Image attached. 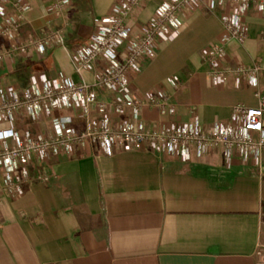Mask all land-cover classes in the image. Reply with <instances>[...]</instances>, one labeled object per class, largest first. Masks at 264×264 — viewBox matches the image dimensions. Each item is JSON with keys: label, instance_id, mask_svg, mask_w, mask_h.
I'll list each match as a JSON object with an SVG mask.
<instances>
[{"label": "crops", "instance_id": "crops-1", "mask_svg": "<svg viewBox=\"0 0 264 264\" xmlns=\"http://www.w3.org/2000/svg\"><path fill=\"white\" fill-rule=\"evenodd\" d=\"M22 1L30 4L25 36L60 27L64 42L45 55L32 51L5 60L0 90L60 74L94 83L93 71H77L75 48L90 41L96 20L111 14L116 0H72L62 17L47 13L50 0ZM160 1L143 2L134 21L152 18ZM227 11L228 5L214 11L200 6L184 14L182 31L132 77L143 100L140 123L156 128L198 120L211 130L230 119L236 104L259 103L264 74L253 84L232 71L264 58V13L257 6L246 16L247 39L232 40L221 63L230 71L219 81L212 78L205 48L224 33L221 18ZM5 45L0 36V49ZM173 77L182 83L178 90ZM161 93L171 95L169 109L157 105ZM100 95L113 96L105 90ZM53 115H72L76 128L84 127L75 109L37 120L22 113L15 126L21 133L37 132L51 125ZM30 169L33 175L46 172L49 180L32 181L20 195L0 194V264H258L264 246V166L230 161L223 146L202 154L193 147L185 154L147 145L105 155L87 143L70 155L35 160Z\"/></svg>", "mask_w": 264, "mask_h": 264}, {"label": "built area", "instance_id": "built-area-1", "mask_svg": "<svg viewBox=\"0 0 264 264\" xmlns=\"http://www.w3.org/2000/svg\"><path fill=\"white\" fill-rule=\"evenodd\" d=\"M145 1L148 0H116L112 13L96 20L90 41L75 48L77 71H93L94 83L60 74L52 79L31 80L22 87L10 84L0 90V124H8L7 128L0 129V169L4 171L0 175V194L20 195L34 180L47 182L46 172L36 175L31 172L30 165L35 160L43 162L70 155L87 143L94 144L105 155L147 145L185 154L193 147L202 154L223 146L230 161L240 158L246 164L264 166V94L259 90L257 105L236 104L230 119L217 121L211 130L198 120L147 128L139 122L143 100L131 83L143 64L157 55L161 44L182 31L184 14L200 6L214 11L228 5L230 11L224 12L221 18L224 33L205 48L213 80L223 79L230 71L221 66L230 42L247 39L248 11L257 6L264 13V0H161L152 18L137 23L133 19L134 11ZM72 4V0H50L47 13L62 17ZM11 6L18 11L9 13ZM29 9L30 4L22 0H0V36L6 41L0 49V65L7 59L13 60L17 54L34 51L45 55L48 48L63 44L60 27L28 36L22 33ZM232 71L257 84L259 76L264 74V58L252 65L241 64ZM173 86L178 90L182 83L175 79ZM100 90L113 96L102 98ZM170 99L171 95L161 93L157 105L169 109ZM61 109L78 110L84 127L77 129L72 115H53L51 125L43 130L21 133L16 129V120L22 113L37 120ZM127 109L131 110L128 116ZM258 264H264V246H261Z\"/></svg>", "mask_w": 264, "mask_h": 264}, {"label": "rangeland", "instance_id": "rangeland-1", "mask_svg": "<svg viewBox=\"0 0 264 264\" xmlns=\"http://www.w3.org/2000/svg\"><path fill=\"white\" fill-rule=\"evenodd\" d=\"M134 12H135V11H134ZM133 16H134V14H133ZM175 79H176V78L173 77V78H172V81L175 80ZM8 85H10V84H4V85H2V86H3L2 89L5 88V87L8 86ZM4 86H5V87H4Z\"/></svg>", "mask_w": 264, "mask_h": 264}]
</instances>
